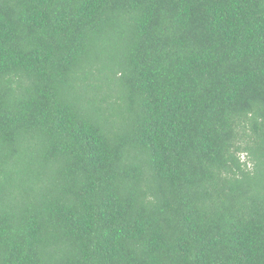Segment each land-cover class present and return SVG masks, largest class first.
<instances>
[{"label":"trees","instance_id":"1","mask_svg":"<svg viewBox=\"0 0 264 264\" xmlns=\"http://www.w3.org/2000/svg\"><path fill=\"white\" fill-rule=\"evenodd\" d=\"M243 154L264 0H0V264H264Z\"/></svg>","mask_w":264,"mask_h":264},{"label":"rangeland","instance_id":"2","mask_svg":"<svg viewBox=\"0 0 264 264\" xmlns=\"http://www.w3.org/2000/svg\"><path fill=\"white\" fill-rule=\"evenodd\" d=\"M241 160L244 162V167L246 170H249V175L251 177H254V172L255 170H258L259 168H264L260 167V165L263 163L262 161L257 162V161H253L251 159H249V157L246 154H243L241 156ZM251 187H254V180L249 181Z\"/></svg>","mask_w":264,"mask_h":264}]
</instances>
